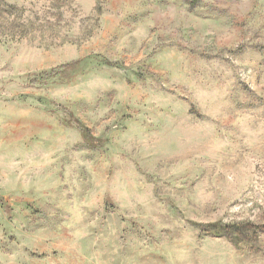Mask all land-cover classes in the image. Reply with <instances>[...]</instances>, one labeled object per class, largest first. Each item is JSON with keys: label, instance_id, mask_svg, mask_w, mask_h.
I'll use <instances>...</instances> for the list:
<instances>
[{"label": "rangeland", "instance_id": "rangeland-1", "mask_svg": "<svg viewBox=\"0 0 264 264\" xmlns=\"http://www.w3.org/2000/svg\"><path fill=\"white\" fill-rule=\"evenodd\" d=\"M0 264H264V0H0Z\"/></svg>", "mask_w": 264, "mask_h": 264}]
</instances>
